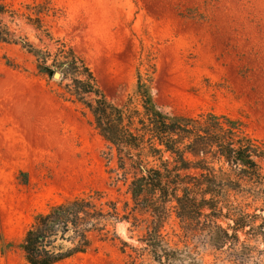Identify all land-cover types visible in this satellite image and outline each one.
I'll list each match as a JSON object with an SVG mask.
<instances>
[{"label": "rangeland", "instance_id": "374dc122", "mask_svg": "<svg viewBox=\"0 0 264 264\" xmlns=\"http://www.w3.org/2000/svg\"><path fill=\"white\" fill-rule=\"evenodd\" d=\"M33 1L44 8L51 1L55 14L44 19L53 40L22 16ZM0 2L7 7L0 20L14 39L0 41V237L16 241L0 252V264H29L17 243L37 213L68 200L86 199L92 203L90 211L106 216L86 233L90 245L85 251L54 264H127L128 244L139 245L141 220L147 217L138 212L142 210L134 212L129 191L141 173L140 162L107 142L91 116L81 113V104L60 97L72 78L63 79L59 67L54 68L62 72L59 79L41 72L21 40L53 55L60 46L57 40L64 42L120 105L132 89L141 57L151 53L156 65L153 93L162 109L228 114L264 140V0ZM148 161V166L160 164ZM131 222L138 224L132 232ZM219 222L231 223L224 218ZM164 229L174 241L186 239L175 215ZM239 234L241 240L249 237Z\"/></svg>", "mask_w": 264, "mask_h": 264}, {"label": "trees", "instance_id": "16d2710c", "mask_svg": "<svg viewBox=\"0 0 264 264\" xmlns=\"http://www.w3.org/2000/svg\"><path fill=\"white\" fill-rule=\"evenodd\" d=\"M48 4L44 8L33 1L22 16L53 40L44 19L55 14L51 1ZM6 11L0 2V14ZM13 40L9 25L0 20V41ZM57 42L53 55L28 40L19 41L36 56L41 72L53 77L59 67L63 79L71 77L60 97L81 104V113L91 116L107 142L132 162H140L141 173L132 179L129 191L134 212L142 210L138 212L147 217L141 220L139 245L127 243V264H264V140L251 136L242 119L228 114L186 115L162 109L153 93L156 65L151 53L141 57L132 89L120 105L106 95L84 59ZM150 158L160 164L148 166ZM90 205L86 199H72L37 213L16 245L25 251L27 262L54 264L85 251L90 245L86 233L106 216L90 211ZM172 215L186 239L174 241L165 231ZM220 218L231 223L224 226ZM123 219L130 221L128 216ZM131 223L132 232L138 224ZM240 232L249 237L241 240ZM15 242L1 236L0 252Z\"/></svg>", "mask_w": 264, "mask_h": 264}, {"label": "water", "instance_id": "95a60500", "mask_svg": "<svg viewBox=\"0 0 264 264\" xmlns=\"http://www.w3.org/2000/svg\"><path fill=\"white\" fill-rule=\"evenodd\" d=\"M61 76H62V72H61V71L56 70V71L54 72V77H55V78L59 79V78H61Z\"/></svg>", "mask_w": 264, "mask_h": 264}]
</instances>
